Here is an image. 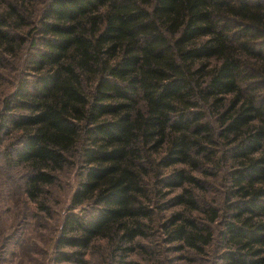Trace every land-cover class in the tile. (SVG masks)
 Segmentation results:
<instances>
[{"label":"trees","instance_id":"trees-1","mask_svg":"<svg viewBox=\"0 0 264 264\" xmlns=\"http://www.w3.org/2000/svg\"><path fill=\"white\" fill-rule=\"evenodd\" d=\"M2 144L47 216L76 175L53 264H136L158 217L170 253L264 264V0H0Z\"/></svg>","mask_w":264,"mask_h":264},{"label":"rangeland","instance_id":"rangeland-1","mask_svg":"<svg viewBox=\"0 0 264 264\" xmlns=\"http://www.w3.org/2000/svg\"><path fill=\"white\" fill-rule=\"evenodd\" d=\"M10 72L7 70L3 75L9 79ZM10 87L3 86L7 91L12 89ZM3 139L6 140L3 141L6 145L9 139ZM2 146L3 144L0 145V151ZM214 175L206 179L210 183L207 198L222 208L224 175ZM76 181L75 173L68 171L62 176L60 184L51 188L50 195L43 196V200L46 199L51 207L50 215L47 216L22 194L25 173L20 168H7L0 156V264H53V245ZM167 214L168 212L161 215ZM160 222L162 219L158 217L153 225L154 232L151 231L152 236L141 240V246H136L135 251L125 260L136 264H228L222 260V254L227 250L218 234L206 254L170 253L167 250L170 246L161 238L158 226ZM213 228L218 233L222 230V225L218 223ZM112 250L105 240L95 241L85 255L87 264H116V261L122 259L114 258Z\"/></svg>","mask_w":264,"mask_h":264}]
</instances>
